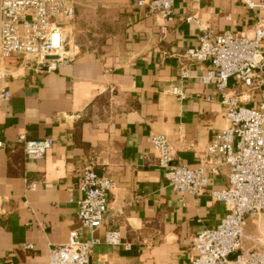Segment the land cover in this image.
<instances>
[{"label": "crops", "instance_id": "crops-1", "mask_svg": "<svg viewBox=\"0 0 264 264\" xmlns=\"http://www.w3.org/2000/svg\"><path fill=\"white\" fill-rule=\"evenodd\" d=\"M136 2L74 0L71 40L79 50L56 71L39 72L15 57L5 62L10 96L0 103V264H47L49 249L73 230L100 239L95 264H183L194 256L199 231L223 216V202L210 191L227 187L228 167L201 193L178 192L157 165L151 137L166 136L174 161L199 165L229 120L213 85L200 79L208 62L187 55L199 31L185 17L215 32L254 37L257 12L238 0H175L171 16L160 19ZM261 43L264 50V37ZM183 69L189 78H179ZM171 84L187 97L169 94ZM228 85L242 105L257 104V90L233 77ZM21 134L51 137L53 145L42 158H28ZM89 166L114 182L104 222L93 230L76 215L79 173ZM108 230L119 232V245L103 241ZM244 233L245 248L263 246L264 221L248 218Z\"/></svg>", "mask_w": 264, "mask_h": 264}, {"label": "built area", "instance_id": "built-area-1", "mask_svg": "<svg viewBox=\"0 0 264 264\" xmlns=\"http://www.w3.org/2000/svg\"><path fill=\"white\" fill-rule=\"evenodd\" d=\"M238 1L257 12L254 37L235 35L230 30L215 32L204 27L199 18L185 17L199 31L198 42L187 49V55L192 60L208 62L200 79L217 91L229 125L212 137L194 168L174 161L165 135L151 137L157 165L168 185L178 192L199 194L212 175L228 167L227 187L210 191L213 199L223 202L225 212L215 226L199 231L192 243L194 256L183 264H264V244L243 246L247 219L264 221V0ZM136 3L145 6L148 15L166 19L174 11L175 0ZM73 16L74 0H0V103L10 96L4 67L10 58L27 60L26 64L32 63L39 72H52L76 57L79 46L71 40ZM189 77L187 69L180 71V79ZM232 77L258 91L255 106L239 102L237 93L228 85ZM166 91L179 100L187 97L179 85L171 84ZM17 140L31 159L42 158L53 145L51 137L27 139L21 134ZM113 187V180L93 167L80 171L77 189L81 197L76 215L82 227L93 230L104 222L108 192ZM103 241L119 245V232L106 231ZM99 242L97 237L86 239L80 231L73 230L66 242L49 249L47 264H95L91 255Z\"/></svg>", "mask_w": 264, "mask_h": 264}, {"label": "rangeland", "instance_id": "rangeland-1", "mask_svg": "<svg viewBox=\"0 0 264 264\" xmlns=\"http://www.w3.org/2000/svg\"><path fill=\"white\" fill-rule=\"evenodd\" d=\"M261 223V222H260ZM244 244V243H243Z\"/></svg>", "mask_w": 264, "mask_h": 264}]
</instances>
